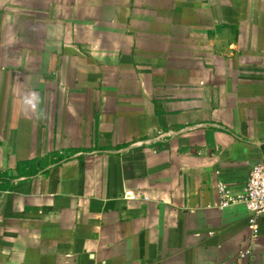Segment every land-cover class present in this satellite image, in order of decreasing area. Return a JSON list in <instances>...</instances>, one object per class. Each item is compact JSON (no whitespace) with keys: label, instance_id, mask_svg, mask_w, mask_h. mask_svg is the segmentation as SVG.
<instances>
[{"label":"crops","instance_id":"crops-1","mask_svg":"<svg viewBox=\"0 0 264 264\" xmlns=\"http://www.w3.org/2000/svg\"><path fill=\"white\" fill-rule=\"evenodd\" d=\"M257 162L264 0H0V264H264Z\"/></svg>","mask_w":264,"mask_h":264},{"label":"built area","instance_id":"built-area-1","mask_svg":"<svg viewBox=\"0 0 264 264\" xmlns=\"http://www.w3.org/2000/svg\"><path fill=\"white\" fill-rule=\"evenodd\" d=\"M220 208L242 204L248 214L249 244L253 245L261 230V219L264 214V162H257L250 168L243 193L233 196L225 184L219 185ZM250 254V249L239 253L241 258Z\"/></svg>","mask_w":264,"mask_h":264}]
</instances>
